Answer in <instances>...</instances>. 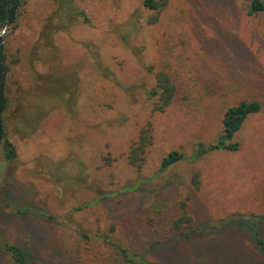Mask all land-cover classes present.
Returning a JSON list of instances; mask_svg holds the SVG:
<instances>
[{
    "label": "rangeland",
    "instance_id": "rangeland-1",
    "mask_svg": "<svg viewBox=\"0 0 264 264\" xmlns=\"http://www.w3.org/2000/svg\"><path fill=\"white\" fill-rule=\"evenodd\" d=\"M145 1H20L5 38L0 264H17L5 242L28 264H128L123 249L163 264H264L252 216L264 215V12ZM162 70L177 95L161 112L149 91ZM243 101L263 107L236 134L240 149L194 157ZM149 125L138 169L128 155ZM173 151L187 158L156 176ZM184 209L192 221L176 230Z\"/></svg>",
    "mask_w": 264,
    "mask_h": 264
},
{
    "label": "trees",
    "instance_id": "trees-1",
    "mask_svg": "<svg viewBox=\"0 0 264 264\" xmlns=\"http://www.w3.org/2000/svg\"><path fill=\"white\" fill-rule=\"evenodd\" d=\"M9 0H0V24L5 22L8 17L7 13V3ZM167 1L159 2L157 0H146L145 5L152 10H162L166 7ZM249 14L256 15L264 12V1L263 0H249ZM78 15L84 17L86 16L83 12H78ZM177 95L176 86L173 83L171 76L165 71H158L155 74V86L151 91H149L150 99L154 101V111H165L170 105L173 104ZM262 104L258 101L246 102L243 101L238 105L232 106L227 109L223 117V132L219 137L217 142L209 145H201L200 148L195 151L194 157L202 153H211L219 150L227 151H238L240 149V144L235 141L236 134L241 130L244 123L249 116L260 113L262 111ZM152 134L151 127L142 129L137 141L133 142L129 151L128 159L131 166L141 169L146 160V153L150 145L152 144ZM7 148H10L8 157H15L14 147L7 142ZM187 157L185 154L173 151L167 155L156 174L160 175L165 172L172 165L184 161ZM189 158V157H188ZM199 175L196 174L193 180L195 186H199ZM187 211L184 209L183 215L180 218L174 220V227L176 230H180L185 224L191 223V218L187 216ZM255 221L264 224V215H252ZM236 217H232L231 222H234ZM227 221V220H226ZM227 224V222H226ZM261 249L264 251V242L262 240H257ZM3 247L7 253H9L13 259H15L17 264H28L27 259L23 251L16 247L15 245L5 242ZM125 261L128 264H163L157 261L146 260L137 254H132L126 249L122 250Z\"/></svg>",
    "mask_w": 264,
    "mask_h": 264
},
{
    "label": "water",
    "instance_id": "water-1",
    "mask_svg": "<svg viewBox=\"0 0 264 264\" xmlns=\"http://www.w3.org/2000/svg\"><path fill=\"white\" fill-rule=\"evenodd\" d=\"M13 1L12 6L7 8L8 17L7 20L0 24V55L4 54L5 49V37L9 30V28L16 22L17 19V9L20 5L21 0H11ZM4 60L0 59V143L3 140V120L2 114L7 105L6 98V83H7V75L9 73V68L4 67Z\"/></svg>",
    "mask_w": 264,
    "mask_h": 264
},
{
    "label": "flooded vegetation",
    "instance_id": "flooded-vegetation-1",
    "mask_svg": "<svg viewBox=\"0 0 264 264\" xmlns=\"http://www.w3.org/2000/svg\"><path fill=\"white\" fill-rule=\"evenodd\" d=\"M12 3H13V1H11V0H9L8 1V3H7V8L8 7H11L12 6ZM17 11H18V9H17ZM10 29V28H9ZM8 33V32H7ZM7 35V34H6ZM6 38V37H5ZM4 44H5V42H4ZM0 59H3L4 60V67H8L9 68V73H10V67L8 66V64H7V61H6V55H5V49H4V54L3 55H0ZM9 73H8V75H9ZM8 75H7V82H8ZM6 88H7V83H6ZM5 93H6V91H5ZM7 98V97H6ZM6 109V108H5ZM5 111V110H4ZM4 134V133H3ZM4 136V135H3Z\"/></svg>",
    "mask_w": 264,
    "mask_h": 264
}]
</instances>
